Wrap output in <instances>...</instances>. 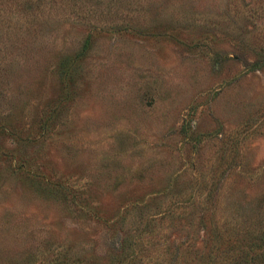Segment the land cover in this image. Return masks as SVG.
Returning a JSON list of instances; mask_svg holds the SVG:
<instances>
[{
    "label": "rangeland",
    "instance_id": "374dc122",
    "mask_svg": "<svg viewBox=\"0 0 264 264\" xmlns=\"http://www.w3.org/2000/svg\"><path fill=\"white\" fill-rule=\"evenodd\" d=\"M252 58L264 0H0V264L110 263L122 240L134 264H161L199 244L203 207L263 227Z\"/></svg>",
    "mask_w": 264,
    "mask_h": 264
},
{
    "label": "trees",
    "instance_id": "16d2710c",
    "mask_svg": "<svg viewBox=\"0 0 264 264\" xmlns=\"http://www.w3.org/2000/svg\"><path fill=\"white\" fill-rule=\"evenodd\" d=\"M74 55L68 56L61 68L62 80L65 81L71 73L72 66L70 64L71 58ZM254 64H262L257 58H252ZM259 62V63H256ZM48 113L42 115L40 119V126L46 129L53 121L55 116L53 109ZM49 189L56 190L62 197L65 192L64 187L58 182H45ZM209 190V189H208ZM215 193H206L200 197L197 202L205 203L208 200L216 199ZM193 198V197H192ZM72 202H76L75 196H71ZM140 206V205H139ZM206 207L200 209L197 215L196 222L201 230V237H199V244L195 242L186 241L185 247L181 248V244H176L175 247H170L171 257L164 258L161 264H264V226L256 228V232L247 230L241 226L234 227L215 224L210 213L205 211ZM171 213V210H170ZM217 220V219H216ZM229 227V229H227ZM149 234V229L145 231ZM249 237L251 241H244ZM120 242L118 255L114 257L110 263L104 264H134L136 261L135 251H124L125 248H131L129 245H124L123 240ZM118 242V243H119ZM180 250V252H179ZM182 252V253H181ZM62 253L60 256L52 258V262L47 261L46 264H77L72 263L73 259H65ZM45 264V263H44Z\"/></svg>",
    "mask_w": 264,
    "mask_h": 264
}]
</instances>
